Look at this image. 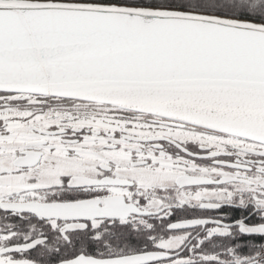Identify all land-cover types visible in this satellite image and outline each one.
<instances>
[{
	"label": "snow or ice",
	"instance_id": "1",
	"mask_svg": "<svg viewBox=\"0 0 264 264\" xmlns=\"http://www.w3.org/2000/svg\"><path fill=\"white\" fill-rule=\"evenodd\" d=\"M0 264H264V0H0Z\"/></svg>",
	"mask_w": 264,
	"mask_h": 264
}]
</instances>
